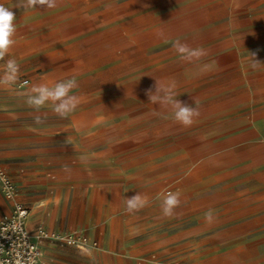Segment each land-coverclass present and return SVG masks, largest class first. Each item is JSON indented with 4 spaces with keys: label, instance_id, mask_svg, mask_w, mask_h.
<instances>
[{
    "label": "rangeland",
    "instance_id": "rangeland-1",
    "mask_svg": "<svg viewBox=\"0 0 264 264\" xmlns=\"http://www.w3.org/2000/svg\"><path fill=\"white\" fill-rule=\"evenodd\" d=\"M0 3L16 15L20 65L12 90L0 88V165L31 229L84 232L99 246L45 241L49 264H264V67H250V53L264 63V0ZM177 38L208 55L182 61ZM73 76L81 102L68 117L25 103L23 81ZM154 78L174 80L188 105L199 100L196 123L150 104ZM166 191L182 193L173 217L161 212ZM137 192L149 204L129 214L124 198ZM7 210L0 191V217Z\"/></svg>",
    "mask_w": 264,
    "mask_h": 264
},
{
    "label": "clouds",
    "instance_id": "clouds-1",
    "mask_svg": "<svg viewBox=\"0 0 264 264\" xmlns=\"http://www.w3.org/2000/svg\"><path fill=\"white\" fill-rule=\"evenodd\" d=\"M59 3L60 0H16L15 8L25 11L37 8L55 9ZM15 21L16 15L13 8L0 3V61H4L3 65H0V88L9 91L12 90V86L17 82L20 75V65L15 58L10 56L11 49L15 44L14 37L17 30ZM157 34L158 36L164 35L162 31ZM172 47L182 61L189 63L199 61L208 55L207 50L203 47L193 48L179 38L175 40ZM6 56L9 57L7 60H5ZM250 67L253 70L264 67V63L256 59L255 53H250ZM24 83L28 86V91L24 93L26 96L25 103L36 112L51 103L52 111L59 117L66 118L76 110L81 102L79 96L71 94L72 90L77 87L74 76L50 83L31 84L30 86L27 81ZM176 87L174 80L162 82L155 79L154 91L150 88L146 90V95L150 104H158L160 109L170 112L176 123L185 128L191 127L201 115L200 102L195 97H192L195 106L182 102L178 99ZM155 114L159 115L160 113L157 111ZM34 122L43 123L41 115H35ZM63 169L66 172L70 171L68 165H64ZM181 196L180 191H166L161 194L160 206L163 216L173 217L175 215V209L181 205ZM124 204L125 211L134 214L148 206L149 198L147 195L137 192L131 197H125ZM205 220L209 225L215 222L213 210L209 209L205 214Z\"/></svg>",
    "mask_w": 264,
    "mask_h": 264
},
{
    "label": "built area",
    "instance_id": "built-area-1",
    "mask_svg": "<svg viewBox=\"0 0 264 264\" xmlns=\"http://www.w3.org/2000/svg\"><path fill=\"white\" fill-rule=\"evenodd\" d=\"M24 82L20 84L21 87H27ZM0 191L10 205V210L0 217V264H46L42 253L45 241L73 246L80 250L98 248V243L92 241L84 232L59 233L47 231L42 226L30 231L28 221L31 210L20 201V189L2 165Z\"/></svg>",
    "mask_w": 264,
    "mask_h": 264
},
{
    "label": "crops",
    "instance_id": "crops-1",
    "mask_svg": "<svg viewBox=\"0 0 264 264\" xmlns=\"http://www.w3.org/2000/svg\"><path fill=\"white\" fill-rule=\"evenodd\" d=\"M26 180V179H25ZM20 201L22 202V196H21V191H20ZM6 202V201H5ZM7 203V202H6ZM23 203V202H22ZM24 204V203H23ZM7 205H8V210H7V212L10 210V205L7 203ZM26 205V204H25ZM30 209V208H29ZM31 210V209H30ZM7 212H5V213H7ZM4 213V214H5ZM31 214H32V210H31ZM31 214H30V217H31ZM30 217H29V221H30ZM28 221V227H29V230L30 231H34L35 229H31L30 228V222ZM38 227V226H37ZM75 231V230H74ZM74 231H69V232H74ZM91 239V238H90ZM92 240V239H91ZM92 241H94V242H97L95 239H93ZM98 243V242H97ZM98 248H99V246H98ZM42 249H43V247H42ZM97 249V248H96ZM96 249H94V250H96ZM43 261L46 263V264H49L48 262H47V260H46V258H45V256H43Z\"/></svg>",
    "mask_w": 264,
    "mask_h": 264
}]
</instances>
